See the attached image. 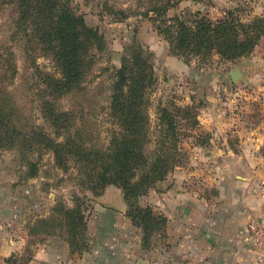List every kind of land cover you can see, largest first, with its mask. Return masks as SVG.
<instances>
[{
  "label": "rangeland",
  "instance_id": "1",
  "mask_svg": "<svg viewBox=\"0 0 264 264\" xmlns=\"http://www.w3.org/2000/svg\"><path fill=\"white\" fill-rule=\"evenodd\" d=\"M69 2L90 27L99 31L105 43L103 50L95 51V63L83 80L81 90L65 96L58 105L61 110H74L76 124L82 123L83 129L87 130L85 133L91 134L88 146L105 147L109 142L113 125L107 114L112 68L121 65L127 47L133 41L140 42L152 53L156 77L150 91L152 126L156 127L158 123L159 107L189 106L193 110L192 115L197 116V125L192 123V119L179 117L185 153L178 166H182L184 171L192 170L198 162L204 163L194 156L210 149L212 138L217 136L215 126L207 129L201 124L206 118L213 122L216 118L229 120L235 123L236 129V122L241 120L239 127L244 133L251 127L264 133V40L250 54L236 60H225L218 54L209 59L198 56L188 59L170 52L169 41L155 27L153 18L156 14H145L147 6L138 0ZM120 9L128 14L126 18L115 14ZM188 11H199L213 20L225 18L233 12L243 22H249L256 16L264 17V0H181L168 10L166 17L172 18ZM17 18L16 0H0V52L8 57L1 59L3 68L0 73L8 78L5 90L12 101H8L10 110L0 107V116L7 113V118L3 119L11 128L10 133L12 129L18 132L14 142L9 143L4 136L0 140V233L25 237L32 227H38L41 218L62 217L59 207L72 209L79 206L88 217L85 235L86 242L91 245L94 227L92 224L89 227V219H95L105 203H115L116 190L113 187L114 191L110 192L114 198L111 199L104 195L105 190L102 191L101 187L94 189L88 175L80 171L77 163L69 160L65 166L60 165L53 149L46 146L43 135L63 141L43 107L48 94L44 73H53L57 69L50 56L39 50L32 52L28 37L17 26ZM171 55L175 58L172 59ZM7 61L12 62L14 68H9ZM230 134L232 141L236 142L239 134ZM215 141L214 146L218 144ZM262 145L264 149V143ZM114 186L122 191L118 185ZM150 191L140 197L139 205L151 206L158 211L152 205ZM32 235L28 237L26 250L15 254L19 261L30 256L31 246L37 239L47 237ZM55 235L65 240L67 237L66 232L49 236ZM0 262L8 264L6 260Z\"/></svg>",
  "mask_w": 264,
  "mask_h": 264
},
{
  "label": "trees",
  "instance_id": "2",
  "mask_svg": "<svg viewBox=\"0 0 264 264\" xmlns=\"http://www.w3.org/2000/svg\"><path fill=\"white\" fill-rule=\"evenodd\" d=\"M180 1L138 0L147 6L145 14H156L153 18L155 27L167 38L174 55L209 59L218 54L222 59L236 60L250 54L264 40V17L260 16L243 22L231 12L225 18L213 20L199 11H188L167 18L168 10ZM16 4L17 26L28 37L30 49L50 56L57 69L53 73H44L48 94L43 107L63 141L43 135L46 146L53 149L60 165L65 166L69 160L77 163L80 171L88 175L94 189L101 187L104 191L110 184L118 185L128 204L127 216L142 229L143 245L148 247L155 234L165 235L167 218L151 206L139 205L140 197L156 183L165 180L185 153L179 117L192 119L197 125V116L192 115L189 106L159 107L158 123L156 127L152 126L150 91L156 82L152 53L140 42L133 41L127 47L121 65L112 68L107 114L113 125L109 142L105 147L88 146L91 134L85 133L87 130L83 129L82 123L76 124L74 110H61L58 105L65 96L81 90L83 80L95 63L96 52L104 49L103 37L71 7L69 0H16ZM115 14L119 18L128 16L122 9ZM3 58L8 57L0 52V71ZM7 64L14 68L12 62L7 61ZM7 79L0 73V107L9 109L8 101H12L5 90ZM4 117L7 118V113L0 116V140L4 136L9 143L14 142L18 132L12 129L10 133L11 128L5 124ZM58 211L62 212V217L41 218L38 227H32L30 234L49 236L66 232V241L73 252L88 250L84 211L79 206L72 209L61 206ZM31 254L23 261H19L17 255L6 261L8 264H24Z\"/></svg>",
  "mask_w": 264,
  "mask_h": 264
},
{
  "label": "crops",
  "instance_id": "3",
  "mask_svg": "<svg viewBox=\"0 0 264 264\" xmlns=\"http://www.w3.org/2000/svg\"><path fill=\"white\" fill-rule=\"evenodd\" d=\"M216 119L201 121L218 132L210 149L194 156L204 163L186 171L178 166L149 193L167 218L164 236L155 234L144 247L122 191L110 185L104 195L115 189V203H105L89 219L94 242L88 250L73 252L59 235L42 237L24 264H264V242L255 245L247 233L251 220L264 223V133L252 127L244 133L241 120L236 129L234 122ZM231 132L239 134L236 142ZM28 237L0 233V261L24 252Z\"/></svg>",
  "mask_w": 264,
  "mask_h": 264
},
{
  "label": "built area",
  "instance_id": "4",
  "mask_svg": "<svg viewBox=\"0 0 264 264\" xmlns=\"http://www.w3.org/2000/svg\"><path fill=\"white\" fill-rule=\"evenodd\" d=\"M247 233L252 243L261 246L264 242V223L259 219L251 220L247 226Z\"/></svg>",
  "mask_w": 264,
  "mask_h": 264
}]
</instances>
